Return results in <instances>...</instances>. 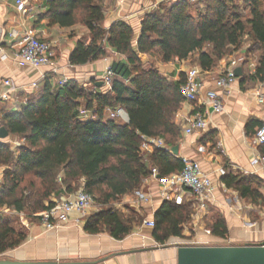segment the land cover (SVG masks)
<instances>
[{
  "label": "trees",
  "instance_id": "obj_1",
  "mask_svg": "<svg viewBox=\"0 0 264 264\" xmlns=\"http://www.w3.org/2000/svg\"><path fill=\"white\" fill-rule=\"evenodd\" d=\"M41 1L36 26L42 22L61 28L81 25L89 31L91 40L77 43L71 65L106 58L108 49L123 59L111 64L114 78L106 92L96 87L97 82H93V90L73 80L54 86L46 76L21 111L3 116L7 132L24 143L16 151L10 144H0V167L5 168L0 210L40 215L54 205L51 197L62 192L61 187L71 191L83 180L85 191L96 203L107 206L87 218L86 231L108 232L115 239H124L140 220L134 215L126 218L113 204L138 189L153 168L166 178L184 167L182 160L163 149H155L148 163L141 153L144 139L161 138L170 148L176 145L180 130L173 116L184 102L180 86L185 82V74L176 82L163 77L156 66L143 64L144 57L159 56L164 64L195 57V64L208 72L240 50L248 36L253 45L247 54H259L253 77L263 81L264 0H243L250 14L246 20L223 0H207V13L198 18L189 12L196 5L187 1L179 0L167 8L163 5L144 17L137 40L134 29L125 22L103 28L101 0ZM116 108L124 110L128 123L108 116V110ZM81 109L90 113L89 119L80 116ZM223 182L243 198H260L246 178L225 174ZM190 216L185 206L165 202L155 216L156 236L164 241L181 236ZM211 233L226 237L225 223L217 220ZM27 235L19 222L1 215L0 255L19 246Z\"/></svg>",
  "mask_w": 264,
  "mask_h": 264
},
{
  "label": "crops",
  "instance_id": "obj_2",
  "mask_svg": "<svg viewBox=\"0 0 264 264\" xmlns=\"http://www.w3.org/2000/svg\"><path fill=\"white\" fill-rule=\"evenodd\" d=\"M28 4L29 0H26ZM38 1V0H37ZM167 0H101L103 7V28L109 30L116 22H125L134 29L135 40L141 34L144 17L158 10ZM207 1V0H206ZM206 1L200 5H206ZM14 0H0V22L3 27L4 50L7 59L0 54V97L13 91L8 100L0 98V128L5 114L19 112L32 94L39 91V84L49 76L54 86L60 85L62 78L73 80L88 90L94 89L93 82H100L106 69L114 61L123 58L111 49L108 56L85 65H71L70 56L79 41H90L91 36L86 27L77 25L71 28L48 26L47 22L35 25L41 12L42 1L31 8L28 16L16 13ZM30 6V4H29ZM13 29L33 32L41 40L56 43L53 65L40 69L21 67L11 56L10 42L7 35ZM247 49L234 52L218 62L211 71H202L200 80L202 90L200 101L209 92H216L222 98L224 109L213 112L200 103L182 102L173 116L174 124L180 130L176 141L178 155L176 159L190 158L200 163L203 172L208 175L214 185L212 199L208 201L206 211L197 210L195 202L186 201L183 206L191 211L190 219L183 226L181 236H172L168 240L158 239L155 228L144 225L146 220H155L156 213L162 208L163 201L160 192L162 182L147 177L140 187L113 204L115 211L126 218L136 216L140 220L133 231L124 239L118 240L108 232L92 234L86 231L87 218L96 215L107 206L96 203L88 216L78 213L71 214L67 221H57L58 227L47 230L38 220H15L28 232L26 239L17 247L0 255V260L14 262H48L53 264H178L179 247H230L246 246L264 243V174L259 168H254L251 162L264 154V146H255L254 138L264 124V104L259 102V93H263L261 81L253 76L259 64V54L248 55ZM243 58L239 68L243 77L237 78L229 92L217 88L215 80L233 59ZM190 59L164 64L158 63L156 68L161 75L170 81H179L182 74L193 66ZM149 62V61H148ZM248 68V69H247ZM11 81L12 87H6L4 82ZM33 83L38 87L34 88ZM103 92L110 90L107 86ZM202 113L208 121L204 132L186 134L188 122L197 114ZM109 116V115H108ZM128 123L126 113L119 120ZM255 123V124H254ZM254 124V125H252ZM15 135L0 139V144H10L11 150L16 151L22 143ZM24 142V139H22ZM154 151L145 154V161ZM5 168L0 167V181L3 179ZM225 174L241 176L251 181L252 189L258 192L257 200L243 198L240 193L228 187L223 182ZM1 183V182H0ZM84 185L78 181L73 190L61 187L62 192L53 195V203L74 196ZM138 194L150 196V202L144 203L138 199ZM17 214V212L15 211ZM222 220L227 228L226 237H217L212 233L211 226Z\"/></svg>",
  "mask_w": 264,
  "mask_h": 264
},
{
  "label": "built area",
  "instance_id": "obj_3",
  "mask_svg": "<svg viewBox=\"0 0 264 264\" xmlns=\"http://www.w3.org/2000/svg\"><path fill=\"white\" fill-rule=\"evenodd\" d=\"M177 2L179 0H173ZM189 4L202 5L206 0H184ZM13 7L17 14L26 17L30 14L31 8L26 0H14ZM10 42H7L12 50L10 56L21 66L30 67L34 69H40L45 66L53 65L56 49V43L46 42L41 40L33 32L27 30L13 29L7 34ZM4 36L0 44V54L2 59H7L8 54L4 50ZM244 62L243 58L233 59L229 62L226 68L221 72L219 77L215 80L217 88L229 92L232 86L237 81L235 70L241 66ZM202 71L199 67H192L185 73V82L180 86V93L185 102L193 103L197 102L205 106L207 109H211L213 112H222L224 109L222 98L216 92L207 93L205 99L200 101L199 97L202 90V83L200 75ZM114 73L109 66L104 76L100 81L104 82V85L109 89L111 88ZM69 80L62 78L59 82L60 85H65ZM6 87H12L11 81L6 80L4 82ZM34 88L38 87L37 83H33ZM261 88H264V80L260 83ZM14 91V90H13ZM7 92L0 98L7 101L10 94L13 92ZM259 102L264 104V95L259 93ZM109 116L112 119H120L124 114V110L121 108L108 110ZM80 116L89 119L90 113L85 109L80 110ZM208 128V121L204 114L199 113L195 115L187 124L185 129L186 134H194L206 131ZM255 146H264V124L257 131L254 138ZM163 149L172 153V149L167 146L165 140L161 138L144 139L141 146V153L145 155L150 150ZM183 170L179 173L172 174L166 178H159V171L157 168L151 170V177L154 180H160L162 182V190L160 195L165 202L174 203L176 206H182L186 201L195 202L197 210L199 212L206 211L208 209V201L212 199L214 192V185L211 178L206 175L200 163L190 159L182 158ZM252 167L259 168L264 174V154L254 158L251 162ZM138 199L144 203L150 202V196L144 194H138ZM96 205L95 198L85 191L84 185L78 190V192L67 199L57 201L46 212L39 215L41 223L47 230H54L58 227L57 221H67L68 217L73 213H78L83 217L89 215L91 209ZM144 225L155 228V220H146ZM211 234V231H207Z\"/></svg>",
  "mask_w": 264,
  "mask_h": 264
},
{
  "label": "water",
  "instance_id": "obj_4",
  "mask_svg": "<svg viewBox=\"0 0 264 264\" xmlns=\"http://www.w3.org/2000/svg\"><path fill=\"white\" fill-rule=\"evenodd\" d=\"M3 38V29L0 25V44ZM148 58L143 59V64L148 63ZM237 78L243 77L242 68L235 70ZM104 82L96 83L97 88H102ZM9 133L0 128V139L7 138ZM179 148L174 147L172 153L178 155ZM161 178V176H159ZM178 264H264V243L246 246L230 247H179ZM0 264H53L48 262H14L0 260Z\"/></svg>",
  "mask_w": 264,
  "mask_h": 264
},
{
  "label": "rangeland",
  "instance_id": "obj_5",
  "mask_svg": "<svg viewBox=\"0 0 264 264\" xmlns=\"http://www.w3.org/2000/svg\"><path fill=\"white\" fill-rule=\"evenodd\" d=\"M216 1H218V0H215V3H216ZM223 1L226 2V4L228 5V7L230 9H235L238 13H240V15L243 17L244 20H246L250 16L249 10L246 7V4L243 2V0H223ZM29 2H30L29 3L30 4V8H33V5L36 4V3H40V0H38V1L37 0H29ZM172 3H174L173 0H167L161 6L164 5L167 8L170 5H172ZM215 3L212 2L211 3L212 6H215ZM195 5L196 6H191L189 8V12L195 18H198L199 15L206 14L208 9H209L207 5H203V6H200V5H197V4H195ZM261 9L264 11V3L262 4ZM0 25H1V22H0ZM1 27H2V25H1ZM2 29H3V27H2ZM252 45H253L252 40L248 36H246L244 38V40H243V45H242L241 49L250 48ZM232 55H234V54H232ZM144 58H148L149 62L147 64H149V65L157 66V64L159 62L161 63L159 56H147V57H144ZM190 65L193 66V67L195 66V57H192L190 59ZM92 88L90 87L89 90H92ZM16 137L19 139V140H17L18 143H22V144L24 143L22 141V138H20L18 136H16ZM0 182L2 183V180ZM1 183H0V186H1ZM1 215L6 216L8 218H13L14 220H19V221H22L23 219H25V220H38L39 219V214L35 215V216H29V214L27 212L17 213L16 214L14 210H11V209H8V208L1 209L0 210V216Z\"/></svg>",
  "mask_w": 264,
  "mask_h": 264
}]
</instances>
